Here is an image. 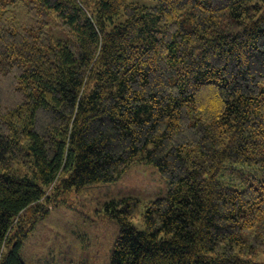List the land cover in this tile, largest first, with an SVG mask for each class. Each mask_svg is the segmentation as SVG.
Wrapping results in <instances>:
<instances>
[{
    "label": "trees",
    "instance_id": "trees-1",
    "mask_svg": "<svg viewBox=\"0 0 264 264\" xmlns=\"http://www.w3.org/2000/svg\"><path fill=\"white\" fill-rule=\"evenodd\" d=\"M152 1L0 0V264L143 160L169 190L106 203L111 264H264V0Z\"/></svg>",
    "mask_w": 264,
    "mask_h": 264
},
{
    "label": "rangeland",
    "instance_id": "rangeland-1",
    "mask_svg": "<svg viewBox=\"0 0 264 264\" xmlns=\"http://www.w3.org/2000/svg\"><path fill=\"white\" fill-rule=\"evenodd\" d=\"M145 1L154 4L152 0ZM252 167L259 175L243 173L249 179L247 185L252 181L256 183L255 176L257 179L264 177L262 169ZM229 176L227 173L224 178ZM168 190L167 180L158 168L143 160L130 165L115 181L89 184L57 196L52 194L57 205L50 204L48 215L37 222L23 243L22 256L26 264H111L121 226L109 217L106 203L112 199L136 197L143 205H148L166 196ZM141 210L133 222L142 229Z\"/></svg>",
    "mask_w": 264,
    "mask_h": 264
}]
</instances>
